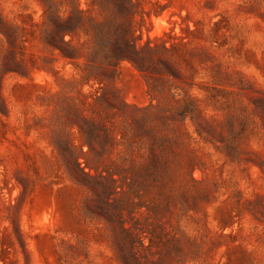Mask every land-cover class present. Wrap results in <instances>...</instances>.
<instances>
[{"label": "rangeland", "instance_id": "374dc122", "mask_svg": "<svg viewBox=\"0 0 264 264\" xmlns=\"http://www.w3.org/2000/svg\"><path fill=\"white\" fill-rule=\"evenodd\" d=\"M76 6L47 43L41 0H0V264H264V0H121L136 48H174L88 80L111 13ZM186 97L200 135L171 117ZM67 150L115 186L77 184Z\"/></svg>", "mask_w": 264, "mask_h": 264}, {"label": "trees", "instance_id": "16d2710c", "mask_svg": "<svg viewBox=\"0 0 264 264\" xmlns=\"http://www.w3.org/2000/svg\"><path fill=\"white\" fill-rule=\"evenodd\" d=\"M120 1L121 0H92V3L99 5L101 8H106L111 14L105 17L102 21H95L93 19L88 20L89 30L93 33V42L89 52L85 54L86 64H84L82 68V72L86 80L92 77H105L112 70V68H115L119 63L124 61L131 63L140 72H149L153 68L155 60H157L163 52L167 53L174 48L173 44L170 48H166L162 45L159 49L158 46L151 47L149 44L136 48L130 36V28L127 25L126 16L122 10H119L116 6ZM41 2L44 6V17L46 23L44 39L47 43L48 40L54 36L57 38L60 36L61 38L66 34L72 33V31L61 30V26L74 24L76 27L74 33L77 29L82 28L83 12L78 10L76 0H66L67 5L71 8V16L65 20H62L57 16L54 0H41ZM69 44L70 42L64 43V45L72 52L73 57L71 59H76L80 50L76 47L70 46ZM60 51L62 57H66L62 50ZM253 102L255 106H264V93L262 94V97L253 100ZM195 106V100L186 97L184 98L183 103L178 105L175 110H171V117L180 116L183 119V117L189 116L196 127V131L200 135L204 130L202 126V119L197 114ZM161 147H165L164 141H162ZM227 148L232 149L230 145H227ZM149 152L153 158H156V148L154 145L149 148ZM66 153L67 156H69V159L62 157L63 162L69 175L77 184L89 187L88 183H92L94 180L99 179L103 184H106L108 188L115 186L116 181L113 180L111 175L108 177L101 175L92 177L88 175V173L84 172L82 168H78L79 165L75 159L74 166L76 163V168L73 170L70 166L72 155L69 150H67ZM85 166H87V164ZM81 179L85 182H82ZM109 195L111 194H108V196ZM109 199L110 198H107L106 200L107 207L111 206L108 201Z\"/></svg>", "mask_w": 264, "mask_h": 264}]
</instances>
